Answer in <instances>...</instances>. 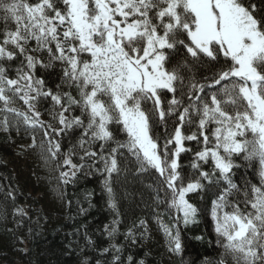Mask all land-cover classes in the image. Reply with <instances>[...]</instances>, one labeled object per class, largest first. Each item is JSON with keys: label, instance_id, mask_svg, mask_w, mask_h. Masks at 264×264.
<instances>
[{"label": "snow or ice", "instance_id": "6c2138e0", "mask_svg": "<svg viewBox=\"0 0 264 264\" xmlns=\"http://www.w3.org/2000/svg\"><path fill=\"white\" fill-rule=\"evenodd\" d=\"M0 22V112L6 114L0 126L7 130L10 113L45 129L32 102L50 97L59 106L53 119L61 127L49 125L44 136L83 129L80 159L102 163L97 171L110 208L117 207L112 187L120 171L117 156L126 152L140 172L158 173L166 188L168 208L177 215L174 223L159 224L169 251L180 255L178 225L194 223L198 212L188 194L202 190L204 182L215 184L221 191L211 217L224 249L218 264H227L226 256L233 264H264V11L253 0H0ZM32 53H46L48 63ZM18 58L13 69L8 62ZM55 63L78 99L44 90L37 66ZM209 63L216 70L203 82L189 75L194 66ZM14 98L23 100L31 116L11 107ZM73 106L81 116L65 115ZM113 124L126 139H116ZM191 141L197 142L195 151L186 144ZM97 142L99 151L90 150ZM59 149L48 141L53 157ZM188 152L193 172L183 175L180 157ZM239 156L258 160L260 184L246 185L243 199L232 200L241 191L232 179ZM64 165L70 169L61 173L64 183L84 166L70 158ZM118 224L110 231L105 227L109 236Z\"/></svg>", "mask_w": 264, "mask_h": 264}, {"label": "trees", "instance_id": "16d2710c", "mask_svg": "<svg viewBox=\"0 0 264 264\" xmlns=\"http://www.w3.org/2000/svg\"><path fill=\"white\" fill-rule=\"evenodd\" d=\"M258 12L264 11V0H253ZM3 24L0 22V31ZM29 47H34L30 45ZM32 55L48 63L46 53ZM13 69L16 61L8 62ZM216 69L212 64L196 65L189 75L203 82ZM36 77L44 80V90L54 93H71L77 99V89L65 86L63 74L58 63L50 68L37 66ZM14 78V70L10 72ZM53 105L50 97H44V103ZM185 97V104H187ZM65 115L81 116L80 109ZM87 124V117H82ZM116 139H126L119 125L110 126ZM193 131L196 129L193 128ZM159 131H163L162 128ZM82 128L73 127L54 133L49 140L60 145L59 152L53 157L44 151V168L38 175L44 178V185L23 183L17 172L7 165L3 157H18L16 149L11 154L10 137L0 132V262L2 264H114V257L119 256L115 264H128L131 256L133 264H218L224 249L218 244L215 222L211 217L212 202L217 199L221 187L205 183V187L189 193L187 199L197 209L194 223L178 225L183 251L180 255L172 254L166 243L164 233L157 227V218L163 214L167 224L174 223L176 213L168 208L166 188L159 183V175L154 170L140 172L135 158L124 152L118 155L119 174H113L112 187L116 209L109 207V196L103 187L104 176L97 169L102 163L93 164L85 158L80 148ZM99 143L91 145L90 150L99 151ZM194 151L196 141L186 142ZM48 146V142L47 145ZM115 146L114 144L112 145ZM88 147V145H85ZM107 154V152L105 153ZM70 158L73 164L84 166L76 171L75 177L64 183L61 173L70 171L64 160ZM193 153H182L180 169L183 175L193 172L191 161ZM239 167L233 169L232 179L241 189L240 193L230 197L242 200L246 185H259L258 160L247 161L243 156L235 158ZM91 165V166H90ZM40 165L39 167H41ZM38 167V168H39ZM210 170L209 166H204ZM37 168V169H38ZM58 198L50 197L53 193ZM164 202V205L161 204ZM243 207V205H241ZM230 210V209H227ZM169 220L167 221V214ZM118 220L117 232L109 236L113 222ZM141 221L144 223L141 224ZM131 230L132 237H127ZM200 237V239H197ZM135 240V243H133ZM112 245L121 248L116 253ZM107 249V251H105ZM227 264H233L231 256L224 257Z\"/></svg>", "mask_w": 264, "mask_h": 264}, {"label": "rangeland", "instance_id": "374dc122", "mask_svg": "<svg viewBox=\"0 0 264 264\" xmlns=\"http://www.w3.org/2000/svg\"><path fill=\"white\" fill-rule=\"evenodd\" d=\"M65 86H69L65 84ZM15 102L11 105L22 112H27L31 116V112L28 111V106L24 104L23 100L14 98ZM35 107L34 111L38 112L39 120L45 125V129L51 125L52 128L59 129L61 126L58 124V121L53 119V116L59 111V106H54L44 103V97L41 96L37 101H33ZM6 114L0 112V120ZM9 126L7 130L3 126H0V132L8 135L10 137V147L11 154L13 155L14 150L16 149L18 157H3L7 165L11 166L15 172L18 173L20 180L25 182H30L34 185H44V178H40L38 175L39 169L44 168V151L46 149L47 142L51 136H54L55 132L49 131L47 137L44 136V130L39 127L32 128L31 126L25 124L21 118H16L12 114L8 113ZM33 137H35V146H33ZM41 144L44 145V148H41ZM42 165L41 167H39ZM39 167V168H38ZM38 168V169H37ZM50 197L54 200L58 198L54 192L50 194ZM164 205V202H161ZM167 221L169 220V213L167 214ZM162 220L164 223H167L163 219V214L157 218V227L160 228L159 221ZM163 232V231H162ZM164 233V232H163ZM167 243V241H166ZM173 254V252H172ZM0 264H2L0 262Z\"/></svg>", "mask_w": 264, "mask_h": 264}]
</instances>
